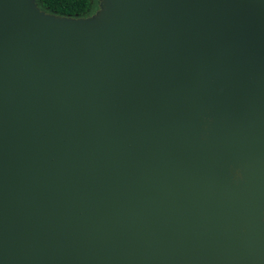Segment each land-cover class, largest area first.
Returning a JSON list of instances; mask_svg holds the SVG:
<instances>
[{
  "label": "water",
  "instance_id": "1",
  "mask_svg": "<svg viewBox=\"0 0 264 264\" xmlns=\"http://www.w3.org/2000/svg\"><path fill=\"white\" fill-rule=\"evenodd\" d=\"M0 0V264H264V0Z\"/></svg>",
  "mask_w": 264,
  "mask_h": 264
},
{
  "label": "trees",
  "instance_id": "2",
  "mask_svg": "<svg viewBox=\"0 0 264 264\" xmlns=\"http://www.w3.org/2000/svg\"><path fill=\"white\" fill-rule=\"evenodd\" d=\"M37 3L49 12L66 17H83L92 6V0H37Z\"/></svg>",
  "mask_w": 264,
  "mask_h": 264
},
{
  "label": "rangeland",
  "instance_id": "3",
  "mask_svg": "<svg viewBox=\"0 0 264 264\" xmlns=\"http://www.w3.org/2000/svg\"><path fill=\"white\" fill-rule=\"evenodd\" d=\"M34 5L36 6V8H38L42 13H44V15H48V16H56V17H66V16H60L57 14H54L52 12H49L43 8H41L38 3L37 0L34 1ZM102 9V2L101 0H92V6H91V10L89 12V14L83 16V17H71V18H75V19H89L92 18L93 16H98L99 13L101 12Z\"/></svg>",
  "mask_w": 264,
  "mask_h": 264
}]
</instances>
